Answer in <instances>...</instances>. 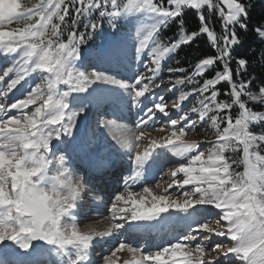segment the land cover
Here are the masks:
<instances>
[{
	"label": "snow or ice",
	"instance_id": "snow-or-ice-1",
	"mask_svg": "<svg viewBox=\"0 0 264 264\" xmlns=\"http://www.w3.org/2000/svg\"><path fill=\"white\" fill-rule=\"evenodd\" d=\"M254 7L255 0H0V59L10 64L0 67V264H39L37 257L53 248L62 260L43 264H117L120 252L130 254L123 264H264V71L248 72L255 53L233 55L250 34L264 45V19L253 23ZM189 10L199 21L190 32L183 18ZM173 22L176 38L162 40ZM13 23L17 27L5 30ZM201 36L215 55L199 59L191 72L168 67L169 80L162 79V61ZM97 37L100 43L83 52ZM129 46L133 62L148 58L143 72L128 77L131 83L109 74L127 60ZM259 52L264 67V47ZM222 83L228 84L223 93ZM161 85L175 96L170 108L154 91ZM100 89L126 98L138 119L134 129L98 121L120 130L117 143L128 150L131 169L100 218L107 225L84 231L78 219L83 186L69 165L92 147L85 113ZM14 90L20 97L10 95ZM158 114L164 118L158 131L168 134L150 138L146 129ZM197 129H210L214 138H186ZM173 158L177 166L158 173L171 182L157 194L146 172ZM89 161L101 178L116 163L102 150ZM138 183L144 185L139 193L131 190ZM185 186L191 190L169 192ZM173 220L185 221V232L155 251L111 245L116 234ZM105 245L109 254L96 259L95 249Z\"/></svg>",
	"mask_w": 264,
	"mask_h": 264
},
{
	"label": "rangeland",
	"instance_id": "rangeland-1",
	"mask_svg": "<svg viewBox=\"0 0 264 264\" xmlns=\"http://www.w3.org/2000/svg\"><path fill=\"white\" fill-rule=\"evenodd\" d=\"M32 1V0H31ZM26 2V0H22V3ZM165 5L167 4V0H164ZM86 22V21H85ZM211 25L214 28V30L219 34L221 32V28H220V21L213 16L211 19ZM104 28L107 29L108 25L107 22H104ZM80 30L82 31L83 28L81 27ZM123 31H128L127 27H125L123 29ZM176 32H171L169 29V26L164 29L161 32V39L162 40H167L168 38H172L173 40L176 38ZM100 43V39L99 37H97L95 39V41H90L88 45L83 46V52L87 53L89 52V50L94 47L95 45H98ZM178 52V51H177ZM177 53L173 56H170L169 58H166L165 61H162V70H161V78L164 79L166 82L169 80V73L167 72L168 67H182L183 66L179 65L178 60H177ZM144 64H148V58L145 55L144 57H142V63L137 61V62H133L132 60V55H131V47L129 46V56L127 58L126 61H124V63H122L119 68H116L114 70H112L109 74L111 75H117L118 79L121 80H125L128 83H131L132 81L128 79L129 76L132 75L133 71L136 72H143L144 69ZM8 66H10V64L4 63L2 59H0V67L2 68H7ZM98 70H103V69H98ZM179 75V74H177ZM175 77H173L174 79ZM202 78L200 79V83ZM39 82V81H36ZM29 84H32L33 82L31 80L28 81ZM19 87V86H18ZM24 87L26 88L27 85H24ZM167 87H171V84H168ZM167 87L165 85H161L160 89H156L154 90L155 92L164 95L165 100L168 102L169 104V108L171 107V100L175 99V96H173L172 93H169L167 91ZM191 86H185L184 90H189ZM174 92H176V94L178 95V90L177 89H173ZM14 98L15 97H20V92H17L14 90L13 94ZM102 96V97H101ZM22 98V97H21ZM193 98H190V101ZM220 99V98H219ZM185 104H187L189 107L191 106V104L189 103V101H186ZM114 108L116 109H122V111H125L124 109H130L126 103V98L124 97H120L116 94L111 93L110 91H108L107 89H100L96 92L95 96L91 99L90 103H89V110L85 113V116L87 118V122L89 123V125L91 126V131H92V140H93V144L91 147V151H95L96 148H100L101 146L105 149V150H109V151H113L116 152V154L118 155V153L120 155H126V154H121L122 151H124L125 153L128 152L127 149L121 148L120 145L117 143V139L120 136V130L115 128V127H105L103 124H98V121H115L117 125L120 126H126L129 129H134L135 124L134 122L138 119V117L135 115L136 112V108L133 106L131 107L132 111L130 112L131 116L127 119V120H121L119 118H116L114 116L111 115V113L109 112V110H112ZM150 106V105H149ZM183 107V105H182ZM173 118H176V114H175V110H172V112L170 113ZM142 115V113L140 114ZM193 119H198L195 115H193L192 117ZM155 120V124L146 129V131H148L150 133V138H159L161 136H165L168 134V131L166 130L165 132H160L158 131V129L162 126V123L164 121V118L159 116L154 118ZM205 129H208V125L205 124L204 125ZM208 132H210V129L208 131H201L199 129H197V132L193 133V132H189L188 136L186 137L189 140H196V141H201L204 140L205 137L207 136V139L211 140L214 137L212 135H209ZM104 142V143H103ZM146 145V142H145ZM115 146V147H114ZM205 147H210V145H202V148ZM118 152V153H117ZM111 153V152H108ZM115 154V155H116ZM127 156V155H126ZM128 157V156H127ZM77 161V158H73V162ZM157 166H159L160 168L163 169L164 172H167L169 168H175L177 165L175 163V158H173L170 161H164L161 162L160 164H158ZM74 169V177L79 179L81 181L82 186H85L86 184H84L82 181H84L81 176L78 175V164L75 165L73 167ZM238 171H242L241 169H237ZM127 178V177H126ZM82 179V180H81ZM171 182L170 178H160V175L156 177V179H153L152 181H150L149 183H147V186L149 187H153L154 192H156L157 194H160L164 188L167 187V185ZM159 183L160 184V188H155V184ZM144 185L143 184H137L135 186H133V188L131 189L134 192L139 193L142 189ZM124 188L120 191H123ZM190 191L191 190V186H185V188L183 190H177V189H169L170 193H173L174 195H180L181 191ZM114 198V197H113ZM105 201H103L104 203ZM108 204V203H107ZM107 204L103 205L106 206ZM88 205V204H87ZM108 207H110V205H108ZM86 208V205L84 207V209ZM93 212L91 210H88L86 213V216L88 215V217L82 218L80 220V224L79 226L82 228V230L87 231L88 226L90 225H94V223L96 222H101V223H108V221L106 220H101L100 218L103 216H107L108 212L105 214H102V216H99V214H96L97 211H95V207L93 206ZM107 211V210H106ZM91 214L93 216H91ZM163 215H167L166 213ZM80 217H78L79 219ZM217 219V217L213 216L211 217V220H215ZM174 221V220H173ZM183 225L186 226V222L185 221H181ZM215 226V225H213ZM99 229V228H98ZM158 238H149L148 236L143 237L140 240H134L131 243H128L127 241H122L125 242L127 244H130L134 247H140V248H144L148 251H155L157 244L159 243V241H157ZM160 240V238H159ZM175 239H172V241H174ZM219 242V241H217ZM167 245V244H166ZM230 246V245H229ZM121 253V252H120ZM108 255V254H107ZM107 255H102V256H97V258H101V257H106ZM117 256L119 257V260L117 262V264H123V261L125 259L130 258V254H128L127 256H124L123 258L119 256V253H117Z\"/></svg>",
	"mask_w": 264,
	"mask_h": 264
},
{
	"label": "trees",
	"instance_id": "trees-1",
	"mask_svg": "<svg viewBox=\"0 0 264 264\" xmlns=\"http://www.w3.org/2000/svg\"><path fill=\"white\" fill-rule=\"evenodd\" d=\"M31 2H36V0H32ZM253 17V23H257L260 20L264 19V0H255V7L251 13ZM184 21L186 31L196 30L199 27V21L197 19V13L195 11L189 10L184 14ZM179 19V18H177ZM17 27L15 23L12 25H5V30H9L10 28ZM169 29L171 32L177 31L176 22H173L169 25ZM264 47L259 40L252 36L251 34L247 37L244 46L238 47L236 51L233 53L234 56H252V53H255L254 56L250 59L251 67L248 69V72L252 74H260L264 71V67L261 66L262 62L260 61V52L259 50ZM210 55H215V51L212 46L209 44L206 36H201L195 39L194 42L182 46L177 52V60L179 65L184 68H188L189 72L192 71V66L201 58H205ZM233 68L235 67V63L233 62ZM219 70V65L215 68L209 70L205 73V76L202 78L207 79L214 76L215 71ZM221 93H223L226 89H228V84L222 83L218 85ZM255 91V89H253ZM221 100L229 99L227 96L221 95L219 97ZM259 110V109H258ZM235 109L233 113L235 114ZM255 131H259L256 129Z\"/></svg>",
	"mask_w": 264,
	"mask_h": 264
},
{
	"label": "bare ground",
	"instance_id": "bare-ground-1",
	"mask_svg": "<svg viewBox=\"0 0 264 264\" xmlns=\"http://www.w3.org/2000/svg\"><path fill=\"white\" fill-rule=\"evenodd\" d=\"M118 111V110H117ZM104 143V142H103ZM115 147V146H114ZM103 151V153H104V155H105V159L106 158H110L111 156L109 155V153L108 152H112V151H108V150H104L103 149V147L101 146L100 148H96L95 149V151L94 152H92L91 150L88 152V153H82V155H85V159L88 161V162H90L89 161V156L90 155H92V153H94V154H96V153H98V152H100V151ZM148 179V176H146V180ZM87 190H89V188L87 187V189H85V190H83V192H82V194H81V196H82V198H84V194H88V195H90V193H88V191ZM82 198H81V200H82ZM81 200H80V202H81ZM103 201H107V198H105V197H103V196H101V197H99V200H97V199H95V196H94V198H93V205H94V207H95V211H97L96 212V214H99V216H102V214H105L106 213V206H103ZM107 203H108V201H107ZM107 203H105V204H107ZM101 205L99 208L97 207V205ZM109 205V204H108ZM92 209H93V207H92ZM91 209V211L93 212V210ZM91 216H93L92 214H91ZM85 217H88V215L86 216V214H85ZM85 217H83V218H85ZM79 219H82L81 217L79 218ZM94 225L97 227V228H99V230H103V228L107 225V223L106 222H104V223H101V222H96V223H94ZM150 230V229H149ZM152 230V229H151ZM128 255V253L127 252H121V253H119V256L120 257H124V256H127ZM43 256V255H42ZM41 257V256H40ZM47 258H51V259H57V260H60V258H57V256H55V255H53V253L51 252V255L49 256V254H47Z\"/></svg>",
	"mask_w": 264,
	"mask_h": 264
}]
</instances>
